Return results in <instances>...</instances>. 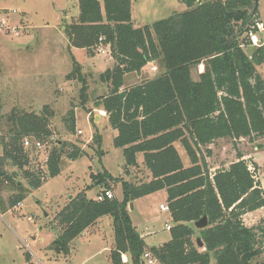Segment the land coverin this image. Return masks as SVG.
Wrapping results in <instances>:
<instances>
[{"label":"trees","instance_id":"16d2710c","mask_svg":"<svg viewBox=\"0 0 264 264\" xmlns=\"http://www.w3.org/2000/svg\"><path fill=\"white\" fill-rule=\"evenodd\" d=\"M177 1L185 5L184 12L134 28L131 0H78L77 18L65 26L69 46L84 49L90 57L97 47H109L115 65L99 77L108 93L93 107L105 112L117 132L113 145L122 150L124 167L136 168L141 154L151 179L133 184L106 171L91 174L96 186L119 183L122 200L108 196L107 190L101 202L88 199L84 192L70 199L49 225L56 237L48 250L57 255L67 258L72 241L108 216L114 236L110 264H125L122 255H128L131 264H141L148 252L158 264H210L211 260L264 264V226L246 227L242 220L247 213L264 209L257 167L249 170L237 153L236 162L210 173L204 158L217 140L253 143L264 138V79L256 70L264 64V43L250 57L242 49L248 35L257 32L258 12L253 14V0ZM153 62L162 67L159 75L122 90L126 75H138ZM201 64L204 70L195 81L191 68ZM72 68L66 80L84 83L78 76L80 65L74 62ZM84 91L83 86L82 95ZM51 116L47 108L41 112L13 108L6 116L7 134L0 140V192L7 186L17 191L8 198V209L21 203L26 192L56 177L62 156L74 161L83 155L79 148L70 147L69 152L68 145L60 143L48 153L46 176L26 169L30 153L37 150L23 143L28 139L46 147L51 144ZM69 121V132H74L72 111ZM93 140L100 158V137ZM175 143L185 150L189 167L183 166ZM8 166L16 169V175L7 171ZM19 175L24 185L15 179ZM262 175L264 180V168ZM158 191L167 195L170 240L147 248L132 225L128 206ZM2 201L0 196V213L7 211ZM203 216L207 228L195 229L194 223ZM197 238L203 243L201 249Z\"/></svg>","mask_w":264,"mask_h":264},{"label":"rangeland","instance_id":"374dc122","mask_svg":"<svg viewBox=\"0 0 264 264\" xmlns=\"http://www.w3.org/2000/svg\"><path fill=\"white\" fill-rule=\"evenodd\" d=\"M99 1L102 3V0ZM132 3L134 27L150 26L186 10L185 5L177 0H132ZM64 12L67 14L65 17ZM78 12V0H0V21L2 19L8 29L7 33L0 30V111H3L0 113V140L7 134L6 116L10 110L18 108L28 112H41L47 108V112L52 114L49 117L51 144L30 153L26 169L46 176L48 153L54 147L57 148L56 144H67L66 150L69 152L72 150L70 147H77L83 154L74 161L67 159L66 155L62 156L59 174L47 179L37 190L26 192L25 199L12 209H8L6 202L17 191L11 186L3 187L0 196L5 205L4 210L7 211L0 213V264H110V251L114 244L110 217H102L96 226H91L88 232L78 236L72 242L71 254L67 260L46 250L54 239L50 222L70 199L81 192L92 200L99 195L103 197L106 190L110 196H122L119 183L107 182L108 187L96 186L95 181L90 179L91 174L96 176L106 171L113 178L133 184L144 183L147 179L141 154L137 155L139 165L136 168L124 167L122 150L113 145L117 132L110 127L107 117L101 116L100 112L103 111L93 107L99 97L108 93L107 84L100 82L99 77L110 66L113 69L115 63L109 47L107 51L104 46L97 47L93 57H90L84 49L69 46L63 27L71 23ZM257 12V32H251L242 44L243 51L249 57L264 43V1L259 3ZM252 35L255 36V44L252 43ZM74 62L80 65L78 76L84 83L66 80V76L72 72ZM203 70L202 64L191 68V78L196 81ZM256 70L264 79V64L256 67ZM161 72V65L153 62L145 66L140 74L127 77L125 88L152 79ZM83 86L85 91L82 95ZM70 111L75 119L74 132H69ZM94 116H99L100 119L95 121ZM94 136L100 137V149L103 152L100 158L93 146ZM53 141L57 143L54 144ZM174 146L179 151L183 166L189 167V159L183 147L178 143ZM263 147L264 138L253 143L247 139L235 142L220 139L209 146L211 154L209 157L204 155V158L210 173H214L215 170L236 162V155L240 153L247 161L249 170H253V166L257 167L256 181L264 185ZM1 152L0 148V154ZM258 154L261 155L259 160L256 157ZM7 171L16 175V169L10 166ZM15 179L24 185L20 175ZM148 196L150 197L137 202L135 209L128 211L131 212L137 232L145 235V246L158 247L170 240V233L164 228L165 224H171L169 215L159 209L161 204L166 205V193L158 191ZM140 209L145 213H140ZM243 220L246 227L259 224L264 226V209ZM124 259L127 260L126 264H131L128 255ZM153 264L158 263L155 261ZM210 264H214V261L211 260Z\"/></svg>","mask_w":264,"mask_h":264},{"label":"crops","instance_id":"0c3cea01","mask_svg":"<svg viewBox=\"0 0 264 264\" xmlns=\"http://www.w3.org/2000/svg\"><path fill=\"white\" fill-rule=\"evenodd\" d=\"M132 9H133V3H132V0H131V22H132V25H133V27H134V23H133V11H132ZM77 18V17H76ZM75 18H73L72 20H74ZM134 28H141V27H134ZM104 48H105V50L107 51L108 50V47L107 46H104ZM150 64H152V63H149V65ZM111 68V66L109 67V69ZM143 70V69H142ZM142 70H141V72H142ZM140 72V73H141ZM133 75H137V74H129V75H126L125 77H124V83H125V79L127 78V77H130V76H133ZM135 81H136V79H135ZM126 84H123V87L125 88L126 86H125ZM0 110H2V107H1V100H0ZM3 112V111H2ZM1 111H0V113H2ZM94 118H96V116H94ZM100 119V117L98 116V120ZM259 140V139H258ZM176 148V147H175ZM177 150V149H176ZM264 151V147L261 149V153ZM178 153H179V151H178ZM242 155V154H241ZM243 156V155H242ZM258 159L257 160H259L260 158H261V155L260 154H258L257 156H256ZM243 159H244V156H243ZM142 163V162H141ZM138 164V163H137ZM139 165V164H138ZM264 166V165H263ZM260 168V167H259ZM147 171V170H146ZM145 176L147 177V179L145 180V182H149L150 181V179H151V175H150V173L147 171L146 172V174H145ZM149 177V178H148ZM263 184V183H262ZM264 186V185H263ZM165 192V191H164ZM148 197H150V196H145V197H143V198H140V199H137V200H135V201H133V208L135 209L136 208V203L137 202H139L140 200H144V199H147ZM87 198H89V199H92V198H90L89 196H87ZM114 198L115 199H117L118 201H121L122 200V196L120 197V198H117L116 196H114ZM95 199V198H94ZM93 199V200H94ZM166 199H167V195H166ZM166 201V200H165ZM162 205V204H161ZM160 205V206H161ZM166 205H167V203H166ZM160 206H159V209H160ZM260 210H262V209H259V210H257V211H254V212H251V213H247L246 215H244L243 216V218H242V220L243 219H245L246 217H248L249 215H251V214H253V213H256V212H258V211H260ZM60 211V210H59ZM58 211V212H59ZM57 212V213H58ZM56 213V214H57ZM140 213H145V211H142L141 209H140ZM168 213V215H169V212H167ZM55 214V215H56ZM129 216H130V219H131V222H132V225L134 226V228L135 229H137V226L135 225V224H133V221H132V218H131V212H129ZM55 217V216H54ZM53 217V218H54ZM101 220V218L99 219V220H97V222L96 223H98L99 221ZM169 220H170V222H171V219H170V215H169ZM244 221V220H243ZM95 223V224H96ZM93 225V227L94 226H96V225ZM165 225H169V224H165ZM165 225H164V228H165ZM169 226H172V222H171V224L169 225ZM92 227V228H93ZM250 227H252V225H250ZM90 228V227H89ZM88 228V229H89ZM91 228V229H92ZM85 230L83 233H86V232H88L89 230ZM53 232H54V239H55V237H56V233H55V231L54 230H52ZM137 231V230H136ZM167 231V230H166ZM138 233V232H137ZM139 234V233H138ZM140 235V237L143 239V241H144V238H145V235L144 234H139ZM53 239V240H54ZM52 240V241H53ZM75 240V239H74ZM73 240V241H74ZM51 241V242H52ZM72 241V242H73ZM165 243H167V242H164V243H161L159 246H162L163 244H165ZM50 245V244H49ZM158 246V247H159ZM113 247V246H112ZM154 247V246H153ZM48 248V247H47ZM147 248H150V247H147ZM46 250H48V249H46ZM71 250H72V243H71ZM49 252H52L55 256H62V257H64L63 255H57V254H55L53 251H50V250H48ZM71 252V251H70ZM71 254V253H70ZM70 254H69V256L66 258V257H64L65 258V260H67L69 257H70ZM125 256V255H124ZM127 256V255H126ZM128 258V257H127ZM157 263V262H156Z\"/></svg>","mask_w":264,"mask_h":264},{"label":"built area","instance_id":"2783aa9c","mask_svg":"<svg viewBox=\"0 0 264 264\" xmlns=\"http://www.w3.org/2000/svg\"><path fill=\"white\" fill-rule=\"evenodd\" d=\"M0 30L5 31L6 33L8 32V29L5 28L4 22H3L2 19L0 21ZM13 32H15L14 29H13ZM15 35H17V33H15ZM253 37H255V36L252 35L251 36V40H252V43L255 44V41L253 40ZM100 50L102 51V48ZM152 71H155V68H152ZM100 113H101V116H103V117L106 116L105 112H100ZM78 134H80V131H78ZM23 144H24L25 147H34L36 150L44 148V145L42 143H40V142H32L31 140H28V139L25 140ZM108 196H110V195L108 194ZM102 200H103V197L101 195L96 196L95 199H94V201H96V202H101ZM160 211L169 212L167 205H161L160 206ZM170 228H171V226L165 225V230L169 231ZM124 257L125 256L122 255L121 258H122L123 263L126 264L127 260H125ZM143 259H144L143 262L146 263V264H153L155 262V259H153L149 253H145Z\"/></svg>","mask_w":264,"mask_h":264},{"label":"water","instance_id":"95a60500","mask_svg":"<svg viewBox=\"0 0 264 264\" xmlns=\"http://www.w3.org/2000/svg\"><path fill=\"white\" fill-rule=\"evenodd\" d=\"M261 1H263V0H253V3H254L253 14L256 13L258 5ZM63 14H64L63 15L64 17L67 15L65 12ZM64 29H65V27H63V30ZM95 121H98V116H96ZM129 209L133 210V204L132 203L129 204L128 210ZM207 226H208V221H207L206 216H203L201 219H199L198 221H196L194 223V228L197 230L205 229V228H207ZM196 246L200 249L203 248V243L201 242V240L199 238H197V240H196ZM142 264H144V263H142Z\"/></svg>","mask_w":264,"mask_h":264}]
</instances>
